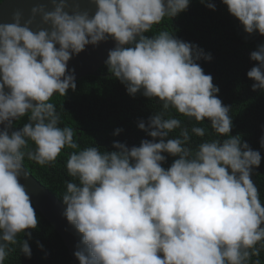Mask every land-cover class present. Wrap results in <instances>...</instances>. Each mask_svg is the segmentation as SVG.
Listing matches in <instances>:
<instances>
[{
    "label": "clouds",
    "instance_id": "obj_1",
    "mask_svg": "<svg viewBox=\"0 0 264 264\" xmlns=\"http://www.w3.org/2000/svg\"><path fill=\"white\" fill-rule=\"evenodd\" d=\"M52 2V11L33 6L23 25L19 9L12 23H0V264L18 243L32 256L27 230L39 220L19 179L28 176L25 158L54 164L65 148L74 150L66 160L73 180L61 197L62 215L80 237L74 253L80 264H262L264 203L252 179L262 156L230 135V106L197 63L211 60V53L168 30L146 35L165 17L186 11L190 0H94V15L65 11L67 0ZM222 2L246 33L264 35V0ZM201 3L216 9L211 0ZM37 15L50 28L31 30ZM109 37L116 44L104 61L108 71L129 95L158 98L162 108L138 124L153 139L131 148L114 141L112 151L80 149L74 128L60 127L50 100L76 91L75 69L68 71L72 56ZM250 58L258 62L247 72L252 90L264 91V44ZM175 113L195 120L191 133L200 138L207 119L216 138L193 149L189 127ZM23 117L27 122L14 129ZM260 144L264 148V137ZM164 153L175 157L167 169ZM21 233L28 237L22 243Z\"/></svg>",
    "mask_w": 264,
    "mask_h": 264
},
{
    "label": "trees",
    "instance_id": "obj_2",
    "mask_svg": "<svg viewBox=\"0 0 264 264\" xmlns=\"http://www.w3.org/2000/svg\"><path fill=\"white\" fill-rule=\"evenodd\" d=\"M211 2L216 4L215 10L201 3V0H190L186 11L174 18L165 17L161 24L154 25L146 35L152 36L161 30H168L175 37L197 45L205 53H211V60L201 58L197 63L205 74L212 75L214 85L220 89L218 98L224 105L230 106L229 115L233 122L230 135H240L251 148L261 153V165L254 169L252 179L264 203V148L260 144L261 137H264V91H253L251 86L254 81L247 76V72L258 64L250 58V54L264 44V35L258 32L246 33L243 25L228 12L222 0ZM98 72L111 74L105 64L98 68ZM76 81V91L69 89L66 96L55 94L50 102L56 105L60 113V127L74 128V140L80 149L98 146L101 152L112 151L115 150L114 141L125 143L131 148L139 146L144 139H153L138 124L141 120L147 122L149 117L161 110L158 98H148L142 93L129 95L125 85L114 76L87 75ZM174 115L189 127L193 149L202 139L216 138L207 119L199 125L208 130L206 136L200 138L191 133L195 120H189L178 113ZM26 122L27 117L14 121V129L22 127ZM117 128L123 129L119 135L114 134ZM178 133L179 130L170 133L169 138H174ZM29 146L35 148L31 141ZM72 151L74 150L63 149L54 164L44 166L27 157L24 160L29 171L60 201L66 191V183L73 180L66 170L67 156ZM164 155L167 160L162 166L167 169L175 157L167 153ZM33 206L39 223L36 229L27 230L32 233L29 239L32 256L28 258L21 253L18 243L13 246L15 251L9 255L5 264H74L61 235L41 211L34 204ZM23 239L28 237L21 233L18 241L22 243ZM37 241L43 244V249L38 247ZM261 260L264 264V251L261 253Z\"/></svg>",
    "mask_w": 264,
    "mask_h": 264
},
{
    "label": "water",
    "instance_id": "obj_3",
    "mask_svg": "<svg viewBox=\"0 0 264 264\" xmlns=\"http://www.w3.org/2000/svg\"><path fill=\"white\" fill-rule=\"evenodd\" d=\"M67 2L69 6L65 11L70 13L73 11H88L90 15H94L96 12L94 0H67ZM38 4L45 5L46 11L54 10L52 0H3L0 2V23H12V13L19 9L23 13L21 20L23 25L24 21L31 17L32 7ZM41 27L50 28V25L44 24L41 16L37 15L30 28L33 31H38ZM115 44L116 42L109 37L107 40L100 42L99 45H87L84 51L72 56L68 62V71L71 72L72 69H75L76 80L87 75L114 76L113 74L99 73L98 68L105 64L104 61L108 57V52L115 47ZM5 91L7 92L8 89L5 88ZM2 127L3 125H0V128ZM24 171L28 173V176L25 178L22 174L19 178L20 183L25 186V190L35 207L41 211L63 238L74 264H80L78 258L74 255L80 237L69 224L67 218L62 215L66 205L37 179L25 165Z\"/></svg>",
    "mask_w": 264,
    "mask_h": 264
}]
</instances>
